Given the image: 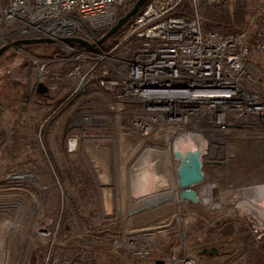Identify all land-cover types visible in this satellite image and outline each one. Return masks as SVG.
<instances>
[{
	"label": "rangeland",
	"instance_id": "rangeland-1",
	"mask_svg": "<svg viewBox=\"0 0 264 264\" xmlns=\"http://www.w3.org/2000/svg\"><path fill=\"white\" fill-rule=\"evenodd\" d=\"M206 1L208 7L214 6ZM258 1L247 0L251 12L247 19L258 14L256 9L254 12ZM241 5L243 0L230 1L231 7ZM14 42H0V49ZM115 43L110 40L106 49ZM74 63L63 47L47 44L11 47L0 56V185L4 187L0 190V222L3 217L8 219L0 224V238H7L1 264L6 249L4 264H86L89 258L97 264H125V256L129 264H143L141 256L127 253L116 242L130 244L135 237L134 246L140 247L151 237H124L127 229L164 222L175 210L173 204L161 203L156 209L125 216V202L120 207L116 198L122 148L115 115L104 109L103 100L94 96L92 87L82 91L68 78ZM248 66L264 87V57L253 52ZM40 83L49 89L47 95L37 93ZM96 116L112 118L113 123H98ZM76 137L79 147L70 152L68 141ZM128 145L134 148L138 142L130 140ZM97 149H106L110 156L97 159L93 155ZM107 158L110 170L104 163ZM222 159V164L203 169L204 184L215 186L206 197L201 190L205 204H190L182 213L195 218L186 231L189 253L197 257L198 264H264V225L251 208H237L242 201L248 199L253 204L251 200L264 196V137L234 136L227 140ZM95 164L104 166L101 179ZM105 170L111 171L108 188L104 186ZM14 174L30 178L13 184L8 178ZM108 189L112 190V201L104 194ZM255 205L264 209L262 202ZM106 209L112 211V217L108 218ZM223 221L234 223L229 236L216 230ZM241 226L247 228L246 233L240 232ZM43 234L51 236L44 238ZM245 234L259 250L253 261ZM163 244L169 247L167 242L152 245L151 258L164 257L156 249ZM213 249L218 253L200 254ZM165 253L173 254L170 248H165Z\"/></svg>",
	"mask_w": 264,
	"mask_h": 264
},
{
	"label": "built area",
	"instance_id": "built-area-1",
	"mask_svg": "<svg viewBox=\"0 0 264 264\" xmlns=\"http://www.w3.org/2000/svg\"><path fill=\"white\" fill-rule=\"evenodd\" d=\"M125 1L0 0V42L6 43L11 38L16 41L50 38L54 43L49 46L63 47L75 62L68 78L76 81L82 91L89 86L95 90L94 96L103 100L104 109L115 115L119 139L123 138L130 152L136 151L142 163L150 161L149 167L135 179L140 182L143 175L151 174L150 179L145 177L141 181L142 193L149 189L170 192L175 188L172 197L158 200L175 207L164 222L157 220L142 229L128 228L127 234H123L130 238L132 234H141L151 239L146 238L147 242L140 247L134 246L135 237L130 244L124 240L116 242V246L120 244L127 253L141 256L143 264H198L187 246L186 231L195 218L182 214L193 203L181 199L178 178L181 162L174 156V144L191 135L200 146L201 159L207 168L222 164L227 140L234 136L264 137V87L248 66L253 52L264 57V0L257 2L254 12L256 9L258 14L248 19L238 35L205 34L199 0H188L195 12L191 17L174 15L187 0H150L113 37L116 43L110 49L102 47L113 38L94 49L64 42L66 38H80L95 43L93 31L111 28ZM217 1L209 0V6ZM95 49L100 52H94ZM94 120L113 123L112 118L105 116H96ZM130 140L138 145L134 148L128 145ZM68 147L70 152H76L79 138L69 139ZM152 154L169 156L171 171L167 168V174L159 173L158 161ZM94 168L101 179L104 166L95 164ZM157 177L165 182L164 187L155 185ZM22 178L30 177L14 174L8 179L14 184ZM3 188L0 185V190ZM133 194L131 189V200H136L139 195ZM106 213L108 218L112 217L110 209ZM125 216L130 217L129 213ZM157 242L169 245L156 247L164 256L161 259L150 257L152 245ZM165 248H170L173 254L168 256ZM6 252L7 249L2 264ZM123 260L129 264L127 256Z\"/></svg>",
	"mask_w": 264,
	"mask_h": 264
},
{
	"label": "water",
	"instance_id": "water-1",
	"mask_svg": "<svg viewBox=\"0 0 264 264\" xmlns=\"http://www.w3.org/2000/svg\"><path fill=\"white\" fill-rule=\"evenodd\" d=\"M150 0H139L134 7L123 17L121 18L115 26H113L110 31L102 37L100 40L95 43L87 42L80 38H66L64 42L70 43L73 45H79L85 48L94 49L98 47H102L106 44L111 38H113L123 27H125L131 19H133L143 8V6L149 2ZM54 43L53 39L50 38H42V39H26V40H17L13 44L9 46H5L0 49V56L10 49L11 47L16 46H30V45H41L47 44L52 45ZM49 89L43 84H38L37 93L39 95H47ZM174 156L176 159L180 160L181 164L178 170V178H179V187L182 189L181 199L183 201H189L193 204H201V200L199 197V193L197 190H193L192 188H197L200 185L204 184L205 175L203 172L204 164L201 159L200 146L198 142L191 136L185 135L179 141L174 144ZM155 185L158 188H162L165 186V182L157 177L155 178ZM152 190V189H149ZM107 196L109 201L113 200V193L111 189L107 190ZM163 201H156L154 203L148 204L139 208L135 213H141L144 210H152L156 209L160 206ZM243 204L238 203L237 208H242ZM218 250L213 249L211 251L204 250L201 251L200 254H208L214 255L217 254Z\"/></svg>",
	"mask_w": 264,
	"mask_h": 264
},
{
	"label": "bare ground",
	"instance_id": "bare-ground-1",
	"mask_svg": "<svg viewBox=\"0 0 264 264\" xmlns=\"http://www.w3.org/2000/svg\"><path fill=\"white\" fill-rule=\"evenodd\" d=\"M119 143H120L119 144L120 147L122 148V150L119 153L120 156L122 157V160H119V162H118L119 169L121 171V176H119L120 180L118 179V181H119L118 190L116 192V193H118V195L116 197V198H118V205L121 207L125 202V207L128 209V212H126V213L131 214V213H134L135 211H137L139 208L146 206L148 204L154 203V202L160 200L161 198L165 199V198L172 197L173 193L175 192L174 191L175 188H173L170 191L171 193L169 191L168 192L162 191L164 189H161L158 192L153 191V190H146V191H144L145 194L142 193L143 187L141 185V181H143V178H145V177H148L150 179L151 174L146 173L145 175H143L141 177L140 182H139V180L136 181L135 179L138 176H140L142 174V172L145 171L149 167L150 161H149V163L148 162L142 163L141 162L142 158L135 155L136 151L130 152L128 150V148H126V146L124 145L123 138L120 137ZM94 147H93V149H94ZM131 150H133V149H131ZM127 151L130 152L131 154L130 153L128 154ZM108 154H109V151L103 152V151H97V150L94 151L93 150V155L95 157L97 156V159H98V157L102 156L100 158H102V160H103L104 159L103 156H106ZM152 155H153L152 157H154L158 161L157 171L159 173L164 172L167 174V172H166L167 168H169L171 171L172 164L169 160L170 159L169 156L168 157L161 156V155L157 156L156 154H152ZM148 159H150V157H148ZM105 162L107 165L109 164L108 158L105 159ZM150 173H152V172H150ZM104 174H105L104 179L106 182V184L104 186L106 188H108V187H110V182L112 183V179H110V171L105 170ZM167 176L170 177V175H167ZM170 178H172V177H170ZM174 185H175V182H174L173 186ZM214 187H215L214 185H208V184H202L198 187L199 188L198 191L200 193L199 197H200L201 203L205 204L204 200H203V196L204 195H205V197H206V195L208 196V194L211 192V190ZM131 189L134 191V193L136 195H139V196H136L137 197L136 200H131V196H130V190ZM202 189L204 190V195H202V193H203V191H201ZM107 193H108V191L105 190L104 194L106 196H107ZM135 194H133V195H135ZM225 197H226V194L224 193L222 196L223 202H225ZM175 203H176V205H178L179 204L178 200H175ZM241 203L243 204V206H246L247 208H251L253 216L257 217L258 220L260 221V223L262 225H264V209H260L255 204H251V202L248 199L245 201H242ZM107 205H108V203H107ZM18 209H19V207H18ZM257 214L262 218L263 221L257 216ZM1 229L4 230L3 225L1 226ZM42 237H44V236L42 235ZM5 239L6 238L4 236L2 238H0V240H1L0 241V255L3 251ZM0 264H1V257H0Z\"/></svg>",
	"mask_w": 264,
	"mask_h": 264
},
{
	"label": "trees",
	"instance_id": "trees-1",
	"mask_svg": "<svg viewBox=\"0 0 264 264\" xmlns=\"http://www.w3.org/2000/svg\"><path fill=\"white\" fill-rule=\"evenodd\" d=\"M138 1L139 0H126L125 3L122 5V7L118 10L113 26H115L117 22L128 13ZM218 1L219 2L217 4H214L213 7H208L206 0H199L198 9H199V15L201 18L202 29L204 33L208 34V33L215 32L223 36L238 35L240 32L244 30L245 26L247 25V22H248L247 18L250 16V13H251L248 10V7L246 5L247 0H243L244 5H241V7H231L230 6L231 0H218ZM147 4L148 2L143 6V8ZM142 9L140 11H142ZM194 13L195 12H194L193 7L191 6V3L187 0L184 2V4L179 9H177L174 15L178 17H183V16L191 17L194 15ZM138 14L134 18H136ZM134 18L131 19V21L134 20ZM111 28L94 30L93 33L95 36V40L97 41L100 40L110 31ZM9 40H11V42L16 41L13 38ZM102 50H106L105 45L102 47ZM93 51L100 52L99 49H95ZM258 67L262 68L261 65H258ZM59 104L60 103H57L56 105H59ZM233 225L234 223L232 221H229V222L223 221V223H221L219 227L216 228V230L221 229V232L219 233L222 236H229L232 233ZM240 232L246 233L247 228L244 226H241ZM245 236H246L245 237L246 243L248 247L250 246V249H251L250 258H251V261H253L256 259L259 253V250L254 248V246L250 244L251 236L248 234H245ZM90 259L92 258L87 259L86 264H97L95 260L92 261ZM104 264H114V262L112 261V262L104 263Z\"/></svg>",
	"mask_w": 264,
	"mask_h": 264
},
{
	"label": "flooded vegetation",
	"instance_id": "flooded-vegetation-1",
	"mask_svg": "<svg viewBox=\"0 0 264 264\" xmlns=\"http://www.w3.org/2000/svg\"><path fill=\"white\" fill-rule=\"evenodd\" d=\"M253 204H260L261 202L264 203V197H256L255 199L251 200Z\"/></svg>",
	"mask_w": 264,
	"mask_h": 264
},
{
	"label": "crops",
	"instance_id": "crops-1",
	"mask_svg": "<svg viewBox=\"0 0 264 264\" xmlns=\"http://www.w3.org/2000/svg\"><path fill=\"white\" fill-rule=\"evenodd\" d=\"M261 197V196H260ZM262 197H264V196H262Z\"/></svg>",
	"mask_w": 264,
	"mask_h": 264
}]
</instances>
